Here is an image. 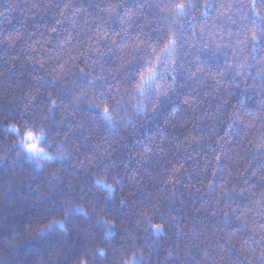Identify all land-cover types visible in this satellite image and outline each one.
<instances>
[{
  "label": "clouds",
  "instance_id": "1",
  "mask_svg": "<svg viewBox=\"0 0 264 264\" xmlns=\"http://www.w3.org/2000/svg\"><path fill=\"white\" fill-rule=\"evenodd\" d=\"M0 264H264V0H0Z\"/></svg>",
  "mask_w": 264,
  "mask_h": 264
}]
</instances>
